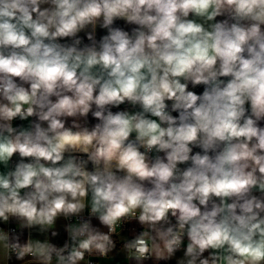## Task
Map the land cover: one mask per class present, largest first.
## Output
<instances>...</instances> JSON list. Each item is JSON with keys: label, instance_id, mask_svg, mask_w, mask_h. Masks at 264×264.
<instances>
[{"label": "clouds", "instance_id": "obj_1", "mask_svg": "<svg viewBox=\"0 0 264 264\" xmlns=\"http://www.w3.org/2000/svg\"><path fill=\"white\" fill-rule=\"evenodd\" d=\"M0 264H264V0H0Z\"/></svg>", "mask_w": 264, "mask_h": 264}, {"label": "crops", "instance_id": "obj_2", "mask_svg": "<svg viewBox=\"0 0 264 264\" xmlns=\"http://www.w3.org/2000/svg\"><path fill=\"white\" fill-rule=\"evenodd\" d=\"M200 90H201V89H197V91H200ZM57 242H58V243H59V242H62V240H61V241H57Z\"/></svg>", "mask_w": 264, "mask_h": 264}]
</instances>
